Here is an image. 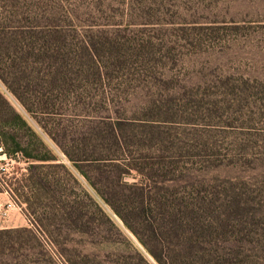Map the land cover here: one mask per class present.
Listing matches in <instances>:
<instances>
[{"label":"rangeland","instance_id":"obj_1","mask_svg":"<svg viewBox=\"0 0 264 264\" xmlns=\"http://www.w3.org/2000/svg\"><path fill=\"white\" fill-rule=\"evenodd\" d=\"M0 74L59 158L31 173L0 155V264H157L56 145L116 153L99 118L132 137L144 175L121 180L148 186L150 219L113 194L116 168L90 174L149 247L150 225L181 234L162 237L172 264H264V0H0Z\"/></svg>","mask_w":264,"mask_h":264},{"label":"trees","instance_id":"obj_2","mask_svg":"<svg viewBox=\"0 0 264 264\" xmlns=\"http://www.w3.org/2000/svg\"><path fill=\"white\" fill-rule=\"evenodd\" d=\"M91 45V44H89ZM88 44L84 48L90 52V61L96 63V55L91 51ZM92 46V45H91ZM93 47V46H92ZM94 48V47H93ZM0 80L3 81L6 85L4 76L0 74ZM9 89L14 94L17 99L21 98L16 94L14 88L9 86ZM27 112H33L32 108L25 106ZM124 122L115 121L111 122L106 118H99L98 120H92L93 132L91 134V139L93 141L102 139L103 142L100 143L101 146H105L106 141H109L111 146H114L117 150L116 153H111L110 150H101V149H91L89 152H79V148L68 150L64 145L56 142V145L59 147L63 155L69 161L72 169L77 175L81 176L91 191L95 196L111 211V213L121 221L123 227L131 232L139 243L145 248L147 253L153 257L157 264H167L168 261H171L169 258L170 253H173V260L178 256L179 251L169 248L162 240V237L165 234H173L174 237H181V234L178 233V230H154L150 225V238L156 240L160 243V249H152L148 246L146 240L142 237L139 231L135 226L130 222V213L124 212V209L120 204L114 202L110 197V192L108 188L99 186V181L95 176L90 174L91 169H99L101 164H108L116 168V190L119 192L113 194H120L123 197V202L125 204H130V196L134 195L139 199L140 205L136 208V215L144 220H149L152 215V209L149 207L142 206L144 198L148 195L145 188L148 186L133 184L127 185L121 179L124 175H129L132 171L144 175L138 169V166L134 164V161L130 154L132 151L130 148H133L134 142H130L132 139L129 135H124L122 133V128L125 126ZM44 129V128H43ZM46 134V130H44ZM104 134V135H103ZM91 143H89L90 145ZM99 143L93 144V146L100 147ZM0 155H4L7 159H19L21 158L24 162L29 164L30 172L35 169L48 164L55 163L59 161L58 156L53 152V150L45 143L41 135L35 131L28 122L16 112L4 99L2 93L0 92ZM118 170V171H117ZM93 172V171H92ZM97 172V171H96ZM122 182V183H121ZM114 189V188H113ZM129 191L130 194L126 195L125 192ZM2 192L0 188V193ZM91 198V197H90ZM93 200V199H92ZM96 203V206L102 212L106 219L109 220V217L102 210V208ZM110 221V220H109ZM15 233H28L33 235L29 229H17L13 230ZM170 263V262H169ZM172 264V261H171Z\"/></svg>","mask_w":264,"mask_h":264},{"label":"crops","instance_id":"obj_3","mask_svg":"<svg viewBox=\"0 0 264 264\" xmlns=\"http://www.w3.org/2000/svg\"><path fill=\"white\" fill-rule=\"evenodd\" d=\"M1 195V194H0ZM12 209V208H11ZM14 216V215H13ZM14 225H19V227H23L24 226V224L26 223V221L23 219V218H21L20 216H16L15 217V220H14Z\"/></svg>","mask_w":264,"mask_h":264}]
</instances>
